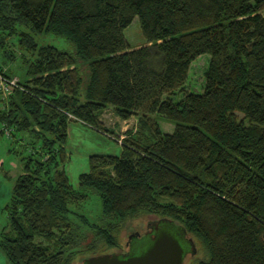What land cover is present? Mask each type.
I'll use <instances>...</instances> for the list:
<instances>
[{"label": "trees", "instance_id": "16d2710c", "mask_svg": "<svg viewBox=\"0 0 264 264\" xmlns=\"http://www.w3.org/2000/svg\"><path fill=\"white\" fill-rule=\"evenodd\" d=\"M135 15L146 43L131 48L123 29ZM34 33L63 36L72 50ZM10 36L25 75L0 107V134L30 131L42 144L5 207L8 264H71L86 230L87 252L112 251L141 215L183 228L204 251L195 264H264V0H0L9 60ZM201 54L203 90L174 100ZM109 105L123 120L140 112L151 137L130 134L120 154L91 155L74 188L58 167L68 123L106 132L99 117ZM89 193L101 204L93 222L75 210Z\"/></svg>", "mask_w": 264, "mask_h": 264}, {"label": "rangeland", "instance_id": "374dc122", "mask_svg": "<svg viewBox=\"0 0 264 264\" xmlns=\"http://www.w3.org/2000/svg\"><path fill=\"white\" fill-rule=\"evenodd\" d=\"M123 34L131 48L139 47L146 43V38L141 30L137 15H135L131 22L124 27ZM33 35L40 44L51 43L59 49L67 51L72 50L70 41L63 36L53 33H34ZM7 50L12 53L13 59H7L0 49V64L2 65V70L5 72L11 70L12 72L9 73L11 77L19 80L25 75V66L19 57L24 51L18 46L12 36L7 39ZM208 58L209 55L201 54L192 61L187 78L181 89L177 90L172 95L174 100L180 99L184 93H199L203 90L205 81L204 74L207 69ZM142 117V114L138 112L129 119L123 120L115 114L113 107L109 105L99 117L103 129L107 133L78 120L68 123L67 138L65 143L61 144L64 149V156L62 160H58V167L65 169L69 182L74 188L79 187L78 175L89 170V157L91 155L120 154L121 145L117 138L124 139L129 137L130 134L136 135L138 132L143 139L151 137L149 121L143 124L140 121ZM151 118L156 120L161 132H172L174 123L156 114H152ZM139 124H141V126H139ZM1 128L2 124H0V129ZM41 144V140L36 139L30 131H14V135L10 137L6 134H0V233L4 227L8 226V214L5 207L10 200L14 182L17 176L24 171L26 159L35 151H40ZM58 144V142L55 143V148L58 147ZM34 156L38 159H42L39 154ZM75 210L77 213L84 214L89 222L98 220L101 215V204L98 195L89 193L88 198L82 201ZM74 219L77 221L76 218ZM158 220V218L152 215H141L125 223L124 227L119 231L121 244L119 247L113 248L112 251L87 252L85 250L86 244L91 241L93 234L91 231L86 230L87 238L79 247L81 253L74 257L71 264H81L80 262L84 257L86 259L98 254L119 253L120 248L126 246L131 233L139 231L143 234L150 228L151 223L157 222ZM149 242V237L143 238V240L139 241V246L134 248L133 253H139ZM196 246L197 251L187 256L185 264H195L198 257L204 254V251L202 254L201 246L197 243ZM198 247L200 249H198ZM0 264H8L1 251Z\"/></svg>", "mask_w": 264, "mask_h": 264}, {"label": "water", "instance_id": "95a60500", "mask_svg": "<svg viewBox=\"0 0 264 264\" xmlns=\"http://www.w3.org/2000/svg\"><path fill=\"white\" fill-rule=\"evenodd\" d=\"M150 228L146 232L149 235L143 233L139 237L136 235L138 231L129 235V239L132 238L137 247L138 239L141 241L145 237L150 238L149 244L139 253L127 256L114 252L98 254L84 259L82 264H185L188 250L184 247L185 230L161 219L151 223Z\"/></svg>", "mask_w": 264, "mask_h": 264}, {"label": "flooded vegetation", "instance_id": "af4514ba", "mask_svg": "<svg viewBox=\"0 0 264 264\" xmlns=\"http://www.w3.org/2000/svg\"><path fill=\"white\" fill-rule=\"evenodd\" d=\"M150 229L151 228H149L146 232H149ZM146 232L144 234H148L149 235V233H146ZM136 235L141 237V235H143V234H141L139 232ZM184 237L186 239L185 242L183 241L184 242V247L188 248V250H189V251L187 250V254H186L188 256L189 254H193V253H195L197 251L196 250L197 246L194 243L193 239L190 236H188L186 233L184 234ZM132 240H133L132 238L129 239L128 242L126 243V246L120 248L119 254L124 255V256L133 254V250H134V248H136V246H134L135 244H134V241H132ZM185 263H186V261H185Z\"/></svg>", "mask_w": 264, "mask_h": 264}, {"label": "built area", "instance_id": "2783aa9c", "mask_svg": "<svg viewBox=\"0 0 264 264\" xmlns=\"http://www.w3.org/2000/svg\"><path fill=\"white\" fill-rule=\"evenodd\" d=\"M13 86H18V79L14 77H6L2 72L0 73V92L4 95L9 93V90ZM7 136L9 135V130L5 129L4 131ZM118 142H121V138L118 139Z\"/></svg>", "mask_w": 264, "mask_h": 264}, {"label": "crops", "instance_id": "0c3cea01", "mask_svg": "<svg viewBox=\"0 0 264 264\" xmlns=\"http://www.w3.org/2000/svg\"><path fill=\"white\" fill-rule=\"evenodd\" d=\"M6 96L7 95H4V94L0 96V98H1L0 107H2V105H3V103H4L5 99H6Z\"/></svg>", "mask_w": 264, "mask_h": 264}]
</instances>
